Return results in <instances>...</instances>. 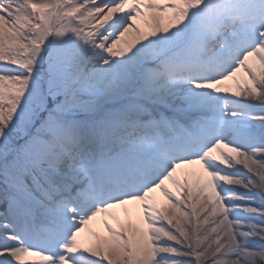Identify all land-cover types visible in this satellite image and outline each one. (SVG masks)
I'll return each mask as SVG.
<instances>
[{
  "label": "snow or ice",
  "instance_id": "1",
  "mask_svg": "<svg viewBox=\"0 0 264 264\" xmlns=\"http://www.w3.org/2000/svg\"><path fill=\"white\" fill-rule=\"evenodd\" d=\"M0 264H264V0H0Z\"/></svg>",
  "mask_w": 264,
  "mask_h": 264
},
{
  "label": "rangeland",
  "instance_id": "2",
  "mask_svg": "<svg viewBox=\"0 0 264 264\" xmlns=\"http://www.w3.org/2000/svg\"><path fill=\"white\" fill-rule=\"evenodd\" d=\"M234 82H235V81H229L228 84H229L231 87H233ZM154 195H155V197H156V200H157L158 205L163 206L164 201H163L162 196H158L157 194H154ZM116 211H117V214L120 216L121 220H126V219H127L126 214H125V212H124L123 209H117ZM133 211H134V208H133ZM91 226L94 227V228H96L98 231H100V234H101V235H105V233H104L102 230L99 229L98 223H94V224L91 225ZM85 236H86V234H85ZM26 259H28V260H33V259H35V260H37V261L39 260L38 257H27Z\"/></svg>",
  "mask_w": 264,
  "mask_h": 264
},
{
  "label": "bare ground",
  "instance_id": "3",
  "mask_svg": "<svg viewBox=\"0 0 264 264\" xmlns=\"http://www.w3.org/2000/svg\"><path fill=\"white\" fill-rule=\"evenodd\" d=\"M256 66L258 68V64ZM237 79H239L240 83H244L247 78L243 75V73H241V74H238ZM235 83L236 82H234L233 87H232L233 90H235ZM195 168H196V166H193L191 171H195ZM190 180L194 183L195 182V177L194 176L190 177ZM169 187H172V186L169 184ZM173 191H175V189H173ZM155 194H157L158 196H161V194L158 191ZM135 214H136V209L134 208L133 218H135Z\"/></svg>",
  "mask_w": 264,
  "mask_h": 264
}]
</instances>
